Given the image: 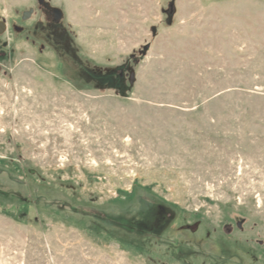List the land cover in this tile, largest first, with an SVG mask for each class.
Returning a JSON list of instances; mask_svg holds the SVG:
<instances>
[{"label": "rangeland", "instance_id": "374dc122", "mask_svg": "<svg viewBox=\"0 0 264 264\" xmlns=\"http://www.w3.org/2000/svg\"><path fill=\"white\" fill-rule=\"evenodd\" d=\"M0 22V264H264V0ZM158 204L156 235L116 224Z\"/></svg>", "mask_w": 264, "mask_h": 264}, {"label": "trees", "instance_id": "16d2710c", "mask_svg": "<svg viewBox=\"0 0 264 264\" xmlns=\"http://www.w3.org/2000/svg\"><path fill=\"white\" fill-rule=\"evenodd\" d=\"M28 200L27 204L30 207H33L31 201L29 202ZM171 213H173V211L169 207L158 204L157 206L152 207L151 211L148 214L143 215V218L141 219L131 221L118 219L116 220V224L128 232L152 236L157 234L154 231L159 230L161 226H163L167 221V215Z\"/></svg>", "mask_w": 264, "mask_h": 264}, {"label": "water", "instance_id": "95a60500", "mask_svg": "<svg viewBox=\"0 0 264 264\" xmlns=\"http://www.w3.org/2000/svg\"><path fill=\"white\" fill-rule=\"evenodd\" d=\"M39 1H40L41 3H43L44 0H39ZM29 14H30V12H29V13H25L24 18H27V16H28ZM5 30H6V25H5V23H4V22H0V34L4 33Z\"/></svg>", "mask_w": 264, "mask_h": 264}]
</instances>
